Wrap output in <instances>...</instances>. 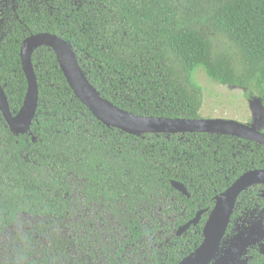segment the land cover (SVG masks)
<instances>
[{"label":"trees","instance_id":"1","mask_svg":"<svg viewBox=\"0 0 264 264\" xmlns=\"http://www.w3.org/2000/svg\"><path fill=\"white\" fill-rule=\"evenodd\" d=\"M43 32L66 41L99 95L133 115L199 119L198 68L264 108V0H0V85L12 115L27 88L20 44ZM30 63L38 100L29 130L12 134L0 113V238L24 216L41 219L47 233L70 222L78 204L98 206L121 231L114 246L69 225L93 264H177L201 243L215 197L264 169V146L233 136L106 127L75 97L49 47L35 48ZM160 200L172 201L174 221L142 225ZM253 222L264 230V183L241 192L216 256L202 264H217L223 245ZM26 241L18 264H68L65 244L49 238L37 251Z\"/></svg>","mask_w":264,"mask_h":264},{"label":"water","instance_id":"2","mask_svg":"<svg viewBox=\"0 0 264 264\" xmlns=\"http://www.w3.org/2000/svg\"><path fill=\"white\" fill-rule=\"evenodd\" d=\"M49 47L63 73L67 84L75 97L89 110L92 116L106 127L116 128L126 134H172V133H206L233 136L255 142L264 146V134L252 126L235 121L220 119H184L137 116L126 112L106 99L87 81L81 71L76 57L67 42L50 33H38L26 37L20 44L19 56L21 69L26 79V93L15 115H12L7 98L0 85V113L10 132L18 135L26 133L35 116L38 91L35 76L30 63L31 52L39 47ZM264 183V169L247 171L239 176L227 189L215 197L213 208L203 226L201 243L177 264H202L211 262L217 254L225 235L236 200L246 188ZM172 187L188 197L184 186L171 182ZM204 211H199L176 231L181 236L191 225H196Z\"/></svg>","mask_w":264,"mask_h":264},{"label":"rangeland","instance_id":"3","mask_svg":"<svg viewBox=\"0 0 264 264\" xmlns=\"http://www.w3.org/2000/svg\"><path fill=\"white\" fill-rule=\"evenodd\" d=\"M193 82L200 89L199 119H220L235 121L243 125L252 126L264 134V108L257 101L248 100L243 89L222 86L215 80L210 79L202 68L194 72ZM74 198L79 200V194L74 192ZM172 201L160 200L159 203L150 209V212L141 219L142 225L152 221L159 226L174 221L175 216L170 212ZM77 215L73 219L47 225V233L44 232L41 219L22 217L16 225L8 228L0 238V264H18L20 257L28 256L29 243L26 238L35 242L37 251L50 244L49 238L65 244L64 251L67 252V263L93 264L78 245L74 244L73 233L69 227L70 223L76 225L80 234L88 236L90 240L114 246L122 238L117 222L106 215L98 206H91V210L84 208L82 204L75 207ZM163 212H168L164 216ZM43 225V226H42ZM97 236V237H96ZM113 236V240H111ZM167 240L164 234L160 237ZM255 240L251 238H240L234 244H252ZM96 243V242H95ZM90 246V242L86 243Z\"/></svg>","mask_w":264,"mask_h":264},{"label":"flooded vegetation","instance_id":"4","mask_svg":"<svg viewBox=\"0 0 264 264\" xmlns=\"http://www.w3.org/2000/svg\"><path fill=\"white\" fill-rule=\"evenodd\" d=\"M242 232H245L246 235H240L231 241L228 240L223 245L217 264H264L263 228L257 222H253L248 224L247 229ZM240 238H251L255 242L252 244H234Z\"/></svg>","mask_w":264,"mask_h":264}]
</instances>
